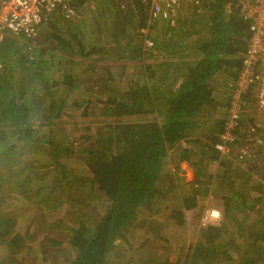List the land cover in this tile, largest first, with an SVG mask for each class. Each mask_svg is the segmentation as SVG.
Listing matches in <instances>:
<instances>
[{
    "label": "trees",
    "instance_id": "obj_1",
    "mask_svg": "<svg viewBox=\"0 0 264 264\" xmlns=\"http://www.w3.org/2000/svg\"><path fill=\"white\" fill-rule=\"evenodd\" d=\"M194 1L182 0L170 25L148 19L140 1L69 0L73 15L48 14L32 36L3 34L0 264H113L115 241L137 227L140 210L159 212L157 201L173 190L163 186L165 159L180 141L194 146L179 151L194 177L168 217L180 225L186 210L212 195L221 221L199 227L177 262L150 254L145 264H264L263 146L250 152L251 126L235 129L229 142L246 146L242 164L215 148L248 21L238 0ZM246 99L245 113L254 108ZM78 116L91 118L93 129L76 134ZM252 120L241 117L237 128L257 130ZM256 138L248 143L262 144ZM210 160L216 169L206 173ZM65 203L67 219L45 220L37 257L25 254L32 234L16 228V212Z\"/></svg>",
    "mask_w": 264,
    "mask_h": 264
},
{
    "label": "rangeland",
    "instance_id": "obj_2",
    "mask_svg": "<svg viewBox=\"0 0 264 264\" xmlns=\"http://www.w3.org/2000/svg\"><path fill=\"white\" fill-rule=\"evenodd\" d=\"M186 1L188 2V0H184L183 3ZM75 59H78V57ZM247 113L242 115V119H249L250 117L253 119L252 123L258 125L255 135L252 136L258 137L257 143L262 144L256 146L255 143H248V140L253 138H250L248 133L244 142L249 145L251 153L260 146L263 147L257 148V151L264 150V111L257 110L256 108H249ZM216 114L218 117L221 115L219 111H216ZM73 119L78 121V129L76 134H82L86 132V126L91 127L92 129L94 127V123H92V119L89 117L82 118L78 116L73 117ZM250 125L243 123L241 126H239L238 131L243 133L245 132V129L247 130L246 127H249ZM184 145L185 143H183V146ZM188 145L191 146L190 143L187 144V146ZM179 146L181 147V143ZM241 146L234 145L231 149L232 151L230 150L229 152V159H232V161L236 162L237 164L243 163V159H239V157L236 156ZM180 147L169 150L165 165V171H167V173L163 182V186L165 187V191L168 189L173 190L168 191L166 199L163 198L162 200L157 201L156 207L160 209L159 212H155L151 215L146 209L140 210L137 218L138 221L135 222V224L137 223V227L128 231L125 241H115L116 247L110 255V260L113 262V264H145L149 262L150 257H148V255L150 254H153L155 257H166L171 262H177V260H180L183 257L184 251L187 249L188 245L195 243V241L198 239V236L200 235L198 233L199 227H202L205 224H212V221L208 220L206 213L211 209H216L221 212L219 201L212 195H208L198 199L197 206L194 210L185 211V221L182 224L178 225L176 219L173 217H168L170 214L173 216L176 214L173 212L174 210L171 212L169 207L175 203V195L178 193V191L182 193L183 190L186 189V182H189L190 179L194 177L193 170L192 168H189L188 165L184 166L183 171H181V166L177 168L178 162L176 153H179ZM191 147L194 149V146ZM211 162H213V164H207V166L209 165V169L206 168V173H212L216 169L215 161ZM174 181L178 184L176 189H174L176 186ZM205 185L206 183L201 182L198 188H201ZM12 200L13 199H8L6 203H10ZM10 204L14 205L15 203L11 202ZM6 209L12 210L13 206H7ZM67 209L66 203L55 210L49 211L48 209L45 210L43 208L40 210V206H36L35 204H32L31 206L28 205L27 207L25 206L23 210L25 213H21V211L16 212L15 209L16 215H18V218H20V220L17 221L16 228H19L22 231H28L32 234V238L31 240L29 239L30 242H28L30 245L29 253L26 252L25 254L34 255L33 257H35L36 254L37 257V242L40 241L42 237L47 235L45 220H56L66 217L65 212ZM44 214L46 217L43 219L41 215L44 216ZM143 218L147 219L146 222H144L142 226H138L141 224L140 220ZM220 221L221 219L219 222ZM155 235H157L156 239L154 238ZM164 239H166L167 242L163 241ZM2 254L3 248H0V255ZM23 254L24 252H21L20 256ZM1 258L2 257L0 256V259Z\"/></svg>",
    "mask_w": 264,
    "mask_h": 264
},
{
    "label": "built area",
    "instance_id": "obj_3",
    "mask_svg": "<svg viewBox=\"0 0 264 264\" xmlns=\"http://www.w3.org/2000/svg\"><path fill=\"white\" fill-rule=\"evenodd\" d=\"M135 1L148 6V19L159 17L169 21L170 25L175 24L182 2V0ZM238 3L242 17L248 21V37L238 75L229 85L228 103L222 108L226 113L223 124L224 138L216 144V149L224 154H229L231 150L229 142L234 138L232 133L238 129L239 119L248 108L246 97L251 95L254 108L264 111V0H238ZM61 9L67 15L74 14L69 0H0V40L6 32L13 36L34 35L36 25L41 20ZM144 42L146 46H152L150 39L146 38ZM249 128L255 134L256 126L250 125ZM245 152H248L247 148L242 146L236 156L240 159ZM218 222L211 223L216 225Z\"/></svg>",
    "mask_w": 264,
    "mask_h": 264
},
{
    "label": "crops",
    "instance_id": "obj_4",
    "mask_svg": "<svg viewBox=\"0 0 264 264\" xmlns=\"http://www.w3.org/2000/svg\"><path fill=\"white\" fill-rule=\"evenodd\" d=\"M117 1H124V0H117ZM188 2H189V0H188ZM194 3H197V2H195L194 1ZM179 7H181V3H180V6ZM60 13L61 14H63V15H67L62 9L60 10ZM69 16H71V15H69ZM257 139V138H256ZM181 143V147L179 146V144ZM183 143H185V145L183 146ZM217 143H219V142H217ZM216 143V144H217ZM215 144V146L217 147V145ZM178 147H180V148H183V147H191V146H187V143L186 142H184V141H180V142H178L176 145H175V147H173L172 149H176V148H178ZM215 147V148H216ZM201 155V154H200ZM176 158H177V162H178V164H177V168H179V166H181V171H183L184 169V166L185 165H188L187 164V162H186V160H182V159H180V156H179V153H176ZM180 159V160H179ZM166 160H167V157H166V159H165V164H166ZM184 163V164H183ZM182 164V165H181ZM208 164H213V162H210V163H208ZM216 165V164H215ZM166 167V166H165ZM188 167L189 168H191L189 165H188ZM167 172V171H166ZM192 180V178L190 179V181ZM189 181V182H190ZM186 183H188V182H186Z\"/></svg>",
    "mask_w": 264,
    "mask_h": 264
},
{
    "label": "clouds",
    "instance_id": "obj_5",
    "mask_svg": "<svg viewBox=\"0 0 264 264\" xmlns=\"http://www.w3.org/2000/svg\"><path fill=\"white\" fill-rule=\"evenodd\" d=\"M208 220L218 222L221 219L222 213L219 210L212 209L206 213Z\"/></svg>",
    "mask_w": 264,
    "mask_h": 264
}]
</instances>
